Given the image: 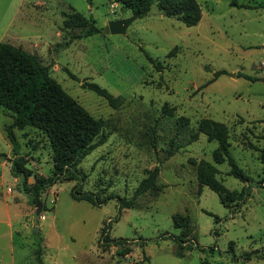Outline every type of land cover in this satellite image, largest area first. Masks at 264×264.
I'll use <instances>...</instances> for the list:
<instances>
[{
	"label": "rangeland",
	"instance_id": "1",
	"mask_svg": "<svg viewBox=\"0 0 264 264\" xmlns=\"http://www.w3.org/2000/svg\"><path fill=\"white\" fill-rule=\"evenodd\" d=\"M197 2V26L154 5L125 35H112L110 22L134 15L116 0H0V43L38 57L71 97L105 121L108 135L79 165L87 179L47 189L37 213L23 179L12 175L15 156L5 132L12 119L0 106V264H40L38 255L43 264H264V0ZM74 12L101 32L71 40L90 28L64 27ZM84 82L119 98L118 107ZM165 104L175 111L164 113ZM181 117L189 120L184 128ZM205 118L227 126L231 155L250 182L229 176L228 162H215L217 142L203 134L191 142ZM15 134L33 175L49 177L47 136L32 128ZM203 160L219 170L216 179L228 190L249 191L243 204L226 208L210 188L200 190ZM157 166L160 189L136 199V209L120 210L118 198L94 207L72 197L82 186L102 198L131 200ZM176 214L191 219V234L181 243L174 240L181 234Z\"/></svg>",
	"mask_w": 264,
	"mask_h": 264
},
{
	"label": "trees",
	"instance_id": "2",
	"mask_svg": "<svg viewBox=\"0 0 264 264\" xmlns=\"http://www.w3.org/2000/svg\"><path fill=\"white\" fill-rule=\"evenodd\" d=\"M116 2L134 15H138V18L146 17L152 6L156 5L166 16L176 18L187 27L197 26L202 19V9L197 0H116ZM92 21L93 19H87L82 14L74 12L66 15L64 27L74 29L90 25L85 34L74 35L71 40L87 38L101 32L100 28L91 23ZM177 50V48L174 49L173 54ZM220 74L216 73L215 78ZM82 87L106 99L114 108L120 104L119 98H115L96 83L84 82ZM0 106L12 119L11 124L5 127L7 139L13 147L12 152L15 156L11 161V172L14 177L23 179L24 191L29 195L31 203H39L42 193L58 182L87 179V175L79 171V165L91 152L106 143L108 135L104 133L105 121L92 117L71 97L51 76L50 68L44 66L38 57L9 43H0ZM163 110L164 113H170L175 111V108H169L165 104ZM179 120L181 128L188 125L187 118L181 117ZM27 128L39 130L49 139L54 165L49 177L33 175L27 167V160L19 155V143L15 131H23ZM201 134L207 136L209 141L218 143V148L214 153L215 162L217 164L228 162L229 176L244 183L250 182V177L231 155L229 130L225 124L208 118L202 119L197 131L191 135V142L197 141ZM172 155L171 150L169 156ZM262 160H264V148L262 149ZM218 173L219 170L214 165L204 160L200 161L197 175L200 190L204 186L210 188L218 194L221 203L226 208H230L233 203L243 204L250 195L249 191L246 188L241 191L228 190L216 179ZM159 174V166L149 171L131 200L116 195L102 198L100 195L84 192L82 186L73 189L72 197L76 201H85L94 207H100L110 199L118 198L120 210L136 209V199L148 192L160 189L157 184ZM32 176L34 183H28ZM173 222L174 227L181 230V234L174 237V240L184 242L192 230L190 217L176 214L173 216ZM105 231L106 228L102 233ZM105 240L114 242L108 237ZM115 243L118 246L124 245L123 240L115 241ZM121 252L127 255L128 249L124 248ZM178 255L183 256L180 252ZM245 257L249 260L250 254ZM37 259L40 264H43L39 255Z\"/></svg>",
	"mask_w": 264,
	"mask_h": 264
},
{
	"label": "water",
	"instance_id": "3",
	"mask_svg": "<svg viewBox=\"0 0 264 264\" xmlns=\"http://www.w3.org/2000/svg\"><path fill=\"white\" fill-rule=\"evenodd\" d=\"M138 18V15H133L130 18L119 20V21H113L109 23V31L112 35H125L127 33V30L129 27L133 24V22ZM38 212H41L42 205L40 203L37 204ZM38 229L36 228V231ZM121 256H119V259Z\"/></svg>",
	"mask_w": 264,
	"mask_h": 264
},
{
	"label": "crops",
	"instance_id": "4",
	"mask_svg": "<svg viewBox=\"0 0 264 264\" xmlns=\"http://www.w3.org/2000/svg\"><path fill=\"white\" fill-rule=\"evenodd\" d=\"M40 2V1H39ZM42 2H40V4H41Z\"/></svg>",
	"mask_w": 264,
	"mask_h": 264
}]
</instances>
